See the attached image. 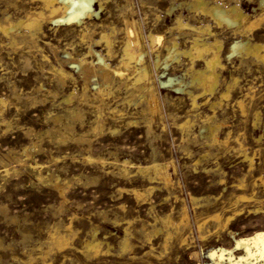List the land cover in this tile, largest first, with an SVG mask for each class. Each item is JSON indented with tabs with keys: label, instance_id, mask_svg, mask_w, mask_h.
I'll return each mask as SVG.
<instances>
[{
	"label": "rangeland",
	"instance_id": "1",
	"mask_svg": "<svg viewBox=\"0 0 264 264\" xmlns=\"http://www.w3.org/2000/svg\"><path fill=\"white\" fill-rule=\"evenodd\" d=\"M205 2L237 6L247 20L219 26L192 0H97L69 23L39 0H0V264H264L246 249L264 232V61L229 56L237 40L264 45V1ZM40 11L41 30H2ZM194 39L222 43L212 92L192 82L204 60L182 53ZM129 41L142 64L125 65ZM173 41L180 54L168 58ZM144 64L149 76L135 84ZM212 127L219 140L229 133V147L213 142ZM198 159L209 169L196 170ZM154 162L170 178L139 169ZM245 195L254 199L238 207ZM237 207L216 226L213 215Z\"/></svg>",
	"mask_w": 264,
	"mask_h": 264
},
{
	"label": "bare ground",
	"instance_id": "2",
	"mask_svg": "<svg viewBox=\"0 0 264 264\" xmlns=\"http://www.w3.org/2000/svg\"><path fill=\"white\" fill-rule=\"evenodd\" d=\"M39 1H41L43 3L44 7L49 10L51 16L54 17V16H57L58 15L61 18L59 20H62V21L63 20H66L69 23L82 22L81 20L84 17H88V16L90 17L95 12L93 10V6H94V3L97 2V0H39ZM192 1H193V6H194V8H196V10H200L201 12H203L205 14L211 15L210 17H212L219 24V26L222 25V24H225V25H227L230 28H236V30H238V29H241L240 27L243 24V22L245 20H247V18L243 14V12L237 6H230V7L225 8V7L216 5V4L209 5V4H207L205 2V0H192ZM58 16H57V18H59ZM43 18H44V13L42 11H40V12H37L35 14H31V15L27 16V19L25 21H23V20H18V22L9 21V23H8L7 26H2V30L4 32H6L7 34L8 33L9 34L12 33L13 30H15L16 28L18 29V27H25V28L30 29V30H34V29L37 30V29H40V26H41V23H42ZM260 21H261L260 19H258L256 21H253V22L250 21V24H248L249 26L247 27L249 29V31H254V29L257 27V25H259L258 22H260ZM245 25H246V23H245ZM179 26H183L181 22H179ZM185 26H189V25L186 24ZM192 29L195 30V31H199V32H205V31L210 32V28L208 26L205 27V28H203V27H200V28H194V27H192ZM33 35H34V33H33ZM199 37H200V35H199ZM155 38H156L155 36H152V35L149 36V39L151 40L152 44L155 43V41H156ZM135 39H136L135 40L136 46H140L139 40L137 38H135ZM107 42H109V39H107ZM133 43L131 41H129L126 44V47L124 49V53H125L124 54V56H125V59H124L125 62L124 63H125V65H127L130 61H135V62H137L139 64H142L143 61H144V52L141 51L142 49L140 51L138 50L139 52H137L136 49H133ZM171 45H172V48L171 49L168 48V56L167 57L168 58H176L178 56V54H180V52L177 50V43L175 41H173ZM134 46H135V44H134ZM222 48H223L222 47V43L219 42L218 39H215L213 42H208V41L200 40V39H194L192 41V44H191V47H190L189 50H185L183 52L181 51L183 54L188 55L191 58L192 63H194V61L196 59H202V60H204L205 66H206L204 70H195V69H193V67H191V69H192L191 71H193V79H192V82L193 83H196L200 87H202L205 92H207V91H210V92L214 91L215 88H216V86H217V84H218V82H219V75H218L216 69L220 65V52H221V49ZM236 54L254 55L256 58L264 61V45L263 44H259V43H254L253 44V43H251L248 40H237V41H235L232 44L231 49H230L229 56L236 55ZM96 56H97V54H96ZM99 60H100L99 62L102 64V73H100L101 71L99 72V74H101V77L100 78H102V80L104 82H107V80L110 77V74H112L111 73V70H110L111 67H109V65H107L101 57H99ZM121 63H123V62H121ZM101 64H99V65H101ZM93 67L86 64V65H82L80 68H82V69L85 70V73L84 74L87 77H91L92 78L91 75H94V73H95L94 69H96V68H93ZM99 69H101V68H99ZM128 70H127V72H128ZM78 72H81V71H78ZM116 72L118 74H120V76H123L124 77V75H123L124 73L122 71H120V69H119V71L117 70ZM95 74H97V71H96ZM112 76H113V74H112ZM148 76H149V71H148L146 65L145 66H142L141 71L139 72L138 76L135 79V84L140 83L141 81L144 80V78L147 79ZM93 78H95V77H93ZM148 80H149V78H148ZM173 81L174 80L171 79V78L168 80L169 83H172ZM182 83H184V82L180 81L178 83L179 89L181 87H183ZM101 84H102V82H101ZM150 94H149V97H151ZM153 94H154V92H153ZM223 96H225V95L223 94ZM226 96H227V94H226ZM152 99L154 101H156L155 94L153 95ZM195 100H196V98L193 99V101H194L193 103L194 104H196V101ZM148 101H150V100H148ZM152 103H154V102L152 101ZM155 103H154V105H156ZM242 104L243 103L240 102V106L241 107H242ZM154 105H153V107H154ZM148 106L151 107V105H148ZM186 123H188V122H186ZM186 123H185V125H186ZM215 131H217V130L212 127L210 133H211V138H212L213 142L214 143H218L222 147L223 146H225L226 148L229 147V145H228V140H229V136H230L229 133L227 134V136L225 137L224 140H219L217 138L216 134H215ZM237 141H238V139H237ZM243 147L244 146L242 145V143L239 142V148H238L237 151L239 152V154H241L242 158L244 159L243 162H246L248 164L249 173L250 172L252 173L253 170L255 169L254 161L251 158V156H249V154H247V151L244 150ZM236 155H238V153ZM194 168L196 170L201 168L204 171H206V170L209 169V167H207V166H205L203 164V160L202 159H198V160H196L194 162ZM139 169L142 170V172H148V171H152L153 172L154 171V173L157 174V175H162V176L165 175V177H168L167 173L164 172L165 170H164L163 166L161 164L156 163V162L151 163V164H148V165H146L144 167H140ZM260 170H261V168H260ZM220 171H221V168L218 170V172L221 173ZM218 172L217 171L214 172V171L210 170L209 171V174L211 173V176L212 177H216L218 175ZM168 178H170V177H168ZM164 180H165V178H164ZM260 181L264 185V179L261 178ZM256 182H257L256 180L253 182L254 183L253 186L256 184ZM237 187H238V189H243V188L247 187L246 180L243 179ZM253 192H254V190H253ZM251 198L254 199L253 197H246V195L245 196H240L238 198V200L236 201L235 204H237L238 202H241V200L244 203H247V202H250L251 203V201H252ZM257 200H258V198H257ZM257 200H256V202H257ZM237 206H238V204H237ZM238 207L233 210V213L231 212L232 214L228 215L227 217L225 216L226 218H224V219L222 218V215L221 214H215V215H213L212 216V219L217 223L216 226H219L221 228L222 227L223 228H226L230 224V222L232 220H234V218L236 216L241 215V212L243 211L244 208L242 209V208H238ZM240 207H243V205L240 206ZM255 209H256V207H255ZM260 209H258V210H260ZM262 209H263V207H262ZM182 221L183 220H181L180 222H182ZM203 225L204 224H202V223L199 222V225H198L199 232L202 230ZM184 241H186V240H184ZM251 245H252L251 247L248 246L246 248L247 249V252H248L247 254L250 257H253L254 256V258L257 257L258 259L260 258V259L264 260V232H261V233L256 234L251 239Z\"/></svg>",
	"mask_w": 264,
	"mask_h": 264
}]
</instances>
